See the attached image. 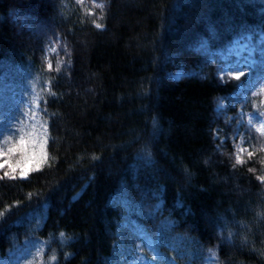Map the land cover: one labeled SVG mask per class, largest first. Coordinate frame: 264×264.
Masks as SVG:
<instances>
[{"label":"trees","instance_id":"1","mask_svg":"<svg viewBox=\"0 0 264 264\" xmlns=\"http://www.w3.org/2000/svg\"><path fill=\"white\" fill-rule=\"evenodd\" d=\"M246 36L264 50V0H0V59L67 60L50 173L0 191V262L36 233L38 264H264V137L237 123L261 98L235 93L259 69L217 75Z\"/></svg>","mask_w":264,"mask_h":264},{"label":"rangeland","instance_id":"2","mask_svg":"<svg viewBox=\"0 0 264 264\" xmlns=\"http://www.w3.org/2000/svg\"><path fill=\"white\" fill-rule=\"evenodd\" d=\"M259 43L260 39L253 41L249 37L235 39L222 55L224 62L219 66V77H240L239 70L244 74L255 64L264 72V50ZM66 66L67 60L59 55L58 41L53 39L31 43L0 59V133H3L0 135V191L3 185L9 184L6 180H11L15 182L9 185L13 188L20 184L15 194L19 197L22 191L31 192L50 173L48 167L54 163V151L46 152L43 145L54 137L49 133L39 140L36 121L58 112V107L65 102L62 82ZM178 76L176 73L173 77ZM239 90L243 99L249 95L260 97L263 110L247 111L239 115L237 123H244L264 137V73ZM235 152L241 154L240 142L235 144ZM5 172L9 176L5 177ZM24 173L26 178L22 177ZM13 175L15 178H11ZM41 218L40 215L37 225ZM45 246L46 241L35 233L24 247L14 249L13 255L0 264H38L44 260ZM140 262L137 259L132 264Z\"/></svg>","mask_w":264,"mask_h":264},{"label":"snow or ice","instance_id":"3","mask_svg":"<svg viewBox=\"0 0 264 264\" xmlns=\"http://www.w3.org/2000/svg\"><path fill=\"white\" fill-rule=\"evenodd\" d=\"M97 27H100V25H97ZM230 71L231 70H233V69H229ZM237 70H239V69H237ZM239 71H241V75H243V72H242V70H239ZM237 79H239V77H237ZM251 122V121H250ZM0 135H3V133H0ZM21 143H23V141H21ZM26 173H24V174H22V177H24V178H26ZM4 176L5 177H7V176H9V173L8 172H5L4 173ZM11 178H15V176L13 175ZM60 236H61V238H65V234L64 233H60Z\"/></svg>","mask_w":264,"mask_h":264},{"label":"bare ground","instance_id":"4","mask_svg":"<svg viewBox=\"0 0 264 264\" xmlns=\"http://www.w3.org/2000/svg\"><path fill=\"white\" fill-rule=\"evenodd\" d=\"M15 84V83H14Z\"/></svg>","mask_w":264,"mask_h":264}]
</instances>
